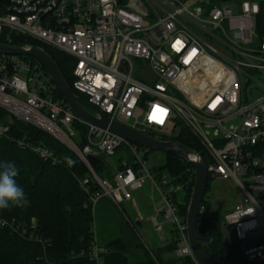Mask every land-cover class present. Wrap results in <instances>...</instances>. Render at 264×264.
Instances as JSON below:
<instances>
[{"label":"built area","instance_id":"obj_1","mask_svg":"<svg viewBox=\"0 0 264 264\" xmlns=\"http://www.w3.org/2000/svg\"><path fill=\"white\" fill-rule=\"evenodd\" d=\"M262 1L0 0V37L21 36L72 58V92L116 123L172 135L181 122L206 158L208 178L232 182L239 191L222 220L231 227L243 261L264 264ZM142 69L155 76L151 83ZM54 88L39 66L21 56L0 55V109L78 157L99 188L90 199L92 209L101 197L117 206L129 201L127 189L149 178L165 205L159 214L172 225L174 256L196 264L179 209L145 171L139 148L76 119L54 97ZM74 123L86 127L81 146ZM7 131L0 127V135ZM122 146L134 153L135 167L122 162L123 169L110 180L98 178L87 156L106 159ZM32 151L42 159L51 157L40 147ZM160 185L168 187V182ZM150 222L165 244L164 223ZM103 252L94 244L88 258L102 264Z\"/></svg>","mask_w":264,"mask_h":264},{"label":"trees","instance_id":"obj_2","mask_svg":"<svg viewBox=\"0 0 264 264\" xmlns=\"http://www.w3.org/2000/svg\"><path fill=\"white\" fill-rule=\"evenodd\" d=\"M263 20L264 1L260 3L259 22ZM0 43L42 48L52 57L72 91V58L14 34L3 33ZM22 58L43 70L32 58ZM48 83L53 85L49 78ZM53 95L61 99L55 88ZM79 97L85 100L84 97ZM0 127H8V131L0 135V161L16 166L17 183L24 189L28 199V204L23 208L0 210V221L5 223L0 226V264H93L88 258V253L95 244L96 208L100 204L101 210H106L105 215L100 217L106 231L109 219H114L112 202L100 199L92 209L90 199L99 193L98 186L78 157L49 135L15 119L2 109ZM74 128L80 129L75 140L76 144L81 146L82 142L79 140L84 141L86 127L74 123ZM174 128L172 135H159L154 132H149L148 135L164 141L177 142L201 154L206 163L196 138L187 128L179 121ZM34 147L45 149L51 157L40 158L32 151ZM163 154L164 164L161 169L170 176V190L166 195L179 209L184 223L194 174L192 169L177 157L169 153ZM121 163L119 161L116 164L117 171L123 169ZM127 165L135 167L132 162ZM91 167L100 179L110 180L114 173L106 159L98 160ZM85 180L87 184L82 186ZM209 181L208 178L206 191L209 189ZM176 185L181 189L173 191ZM202 205L206 206L207 201L203 199ZM222 222L221 216L199 214L196 230L202 251L216 261L247 264L236 258V252L233 250L237 245L234 240L231 250L225 249L220 232ZM133 232H137L136 222L128 220L127 224L122 222L109 233L110 239L101 255L102 264H188L186 260L178 259L173 254L175 235L172 231L167 237V242L157 246L150 255L146 253L145 259L136 256L135 248L140 247V244Z\"/></svg>","mask_w":264,"mask_h":264},{"label":"water","instance_id":"obj_3","mask_svg":"<svg viewBox=\"0 0 264 264\" xmlns=\"http://www.w3.org/2000/svg\"><path fill=\"white\" fill-rule=\"evenodd\" d=\"M0 55L29 57L37 61L59 93L61 100L76 119L85 124L106 129L113 135L122 138L124 141L138 148L172 154L188 165L193 171L194 182L186 209L185 229L188 245L194 261L196 264H238L213 260L204 254L199 245L196 230L197 218L208 184L206 165L200 154L195 153L177 142L153 138L146 133H141L110 120L106 115L71 91L52 57L38 46L22 47L0 43ZM140 73L149 83L155 78L148 69H142ZM87 159L91 166L97 163L98 160H104L102 157L97 159L92 156H87ZM136 227L138 229L141 228L139 222H136ZM220 232L225 249L230 251L232 244L231 227L222 222Z\"/></svg>","mask_w":264,"mask_h":264},{"label":"rangeland","instance_id":"obj_4","mask_svg":"<svg viewBox=\"0 0 264 264\" xmlns=\"http://www.w3.org/2000/svg\"><path fill=\"white\" fill-rule=\"evenodd\" d=\"M79 131L80 129L74 128L75 133H79ZM59 145L62 144L59 143ZM137 158L144 163L143 167L145 171H147L155 183L161 187L162 193L167 194L170 188L160 185L162 180L170 182L168 173L161 169L164 164V154L156 151H145L139 148L137 151ZM135 159L136 157L131 149L122 146L115 151L113 156L106 158V161L112 171L116 172V164H118L119 161L133 163ZM142 175L144 176V173ZM175 188L181 189L179 185H176ZM127 191L130 199L129 201L118 206L112 203L114 205L112 212L114 213L113 217L115 220L112 218L109 219L106 231L104 229L105 225L103 226L100 221L101 215H105L106 210H101V205H97L94 215L95 245L104 248L110 239L109 233L114 230L118 224L122 222L127 224L128 220L134 223L139 222L141 228H137V232H133L140 244V247L135 248V253L139 258L145 259L146 253L150 255L151 252L153 253L155 251L157 246L162 245L157 240L152 230L150 220L156 218L158 223H164V232L167 236L171 231L172 225L165 220L163 215L159 214V211L165 209V205L160 193L149 178H145L140 187L128 188ZM238 193L239 191L232 182L210 179L209 189L204 195V200L207 201V205L204 207L203 214L223 217L226 211L236 204ZM100 199L110 201L107 197H101ZM239 250L240 248L237 246L233 251L236 252L237 259L243 260Z\"/></svg>","mask_w":264,"mask_h":264},{"label":"clouds","instance_id":"obj_5","mask_svg":"<svg viewBox=\"0 0 264 264\" xmlns=\"http://www.w3.org/2000/svg\"><path fill=\"white\" fill-rule=\"evenodd\" d=\"M17 175L14 164L0 161V210L23 208L28 204L24 189L17 183Z\"/></svg>","mask_w":264,"mask_h":264}]
</instances>
